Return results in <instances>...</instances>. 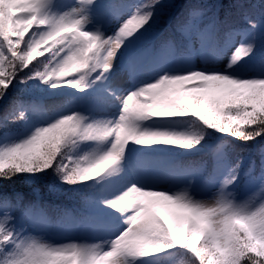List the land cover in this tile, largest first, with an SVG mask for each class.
I'll use <instances>...</instances> for the list:
<instances>
[{"label": "snow or ice", "instance_id": "1", "mask_svg": "<svg viewBox=\"0 0 264 264\" xmlns=\"http://www.w3.org/2000/svg\"><path fill=\"white\" fill-rule=\"evenodd\" d=\"M0 264H264V0H0Z\"/></svg>", "mask_w": 264, "mask_h": 264}, {"label": "trees", "instance_id": "2", "mask_svg": "<svg viewBox=\"0 0 264 264\" xmlns=\"http://www.w3.org/2000/svg\"><path fill=\"white\" fill-rule=\"evenodd\" d=\"M251 2L257 3V2H259V0H251ZM37 59L39 60V59H43V58L38 57ZM17 99H24V96L22 94H17ZM213 143H215V141H213ZM202 155L203 154H195V155H191V156H181V157H179V163L184 164V165H188L190 163L199 162ZM16 184L19 187L27 190V188L25 186V178L24 177H20L16 181ZM49 203L52 206L47 208V215H48L49 219L51 220V223H55L57 220H61V221L65 220V218L67 216V215H65V209L71 210L75 207H78V204L76 203V201L71 197H65V198L56 200L54 204H52L51 201ZM72 215L74 216V218L76 220L75 214H72ZM181 258L182 257H180L178 259H181Z\"/></svg>", "mask_w": 264, "mask_h": 264}, {"label": "rangeland", "instance_id": "3", "mask_svg": "<svg viewBox=\"0 0 264 264\" xmlns=\"http://www.w3.org/2000/svg\"><path fill=\"white\" fill-rule=\"evenodd\" d=\"M64 3H71L72 0H62ZM239 190V194L243 198H247L245 196L246 189L244 186ZM250 195V193H249ZM50 220V219H49ZM63 225V227L61 226ZM76 220L73 215H67L65 220H57L55 223H51L50 227L47 229L46 238L55 239L57 241L64 240L66 238L79 239L84 238V234L80 231L76 226Z\"/></svg>", "mask_w": 264, "mask_h": 264}]
</instances>
